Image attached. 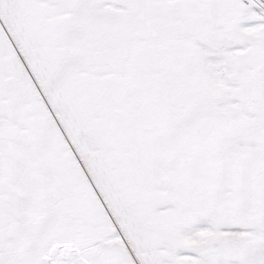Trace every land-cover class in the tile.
Listing matches in <instances>:
<instances>
[{"label":"snow or ice","instance_id":"6c2138e0","mask_svg":"<svg viewBox=\"0 0 264 264\" xmlns=\"http://www.w3.org/2000/svg\"><path fill=\"white\" fill-rule=\"evenodd\" d=\"M0 264H264V0H0Z\"/></svg>","mask_w":264,"mask_h":264}]
</instances>
